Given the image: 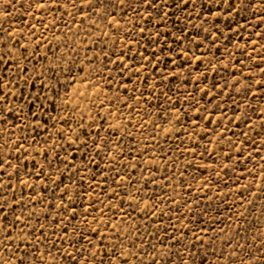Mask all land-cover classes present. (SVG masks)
<instances>
[{
  "label": "rangeland",
  "instance_id": "rangeland-1",
  "mask_svg": "<svg viewBox=\"0 0 264 264\" xmlns=\"http://www.w3.org/2000/svg\"><path fill=\"white\" fill-rule=\"evenodd\" d=\"M159 4L0 0V264H264V0Z\"/></svg>",
  "mask_w": 264,
  "mask_h": 264
},
{
  "label": "snow or ice",
  "instance_id": "snow-or-ice-1",
  "mask_svg": "<svg viewBox=\"0 0 264 264\" xmlns=\"http://www.w3.org/2000/svg\"><path fill=\"white\" fill-rule=\"evenodd\" d=\"M136 2H137L138 5L146 8V9H151L152 7H157V8L160 7L159 0H136ZM189 2L195 3V0H183V3H185V4H188ZM89 3H91V0H89ZM119 3L122 5V4L125 3V0H119ZM43 6H44L43 4L40 5V7H43ZM138 15H139V13H138ZM140 31L143 32L144 29L141 28ZM3 59H4V57L0 56V62H2ZM127 67H129V66L128 65H122L121 71H123V69L127 68ZM69 71H71V69H69ZM24 72L26 73L27 69H24ZM29 79H30V77H29ZM2 89H3V80L0 79V127H4L7 124V118H6L4 113L6 111H13L11 108H7L6 107V105L8 104V100L11 99V92L9 91V93L7 95V98H6V96L3 93ZM36 100L40 101L41 97L38 95L36 97ZM44 100H47V97H44ZM29 103H32V101L29 100ZM41 107H43V104H41ZM0 138H2V133H0ZM78 139H79V136H77V140ZM96 146L98 147V145H96ZM0 147H4V145L0 144ZM17 147L18 148L19 147H23V145L22 144H18ZM2 163H3V159L0 158V164H2ZM65 167H68V165L65 164ZM50 179H51V177H50ZM65 187H67V186H65ZM0 189H3V185L2 184H0ZM3 199H4L3 192L0 191V201H3ZM63 207L67 208L68 205L67 204H63ZM3 209H4V204L0 203V214L3 213ZM16 220L18 221L19 217H17ZM12 223L15 224L16 221H12ZM57 223H59V221H57ZM201 231H205V230L201 229ZM63 232H64V235H67V228L66 227L63 229ZM53 235H55V233H53ZM194 235H196L197 241L200 242V245L203 246V240L199 236V234L198 233H194ZM43 236H44V233L41 232L40 233V237H37V239H40ZM11 239H12L11 232H7L6 234L0 233V249H6L7 251L11 252L12 251L11 247H9L8 244L4 243L5 241H9ZM60 239H63V237H60ZM212 242L214 243V238H212ZM74 246L75 245H73V247ZM195 247H196V241H193V247L187 249V251L189 252L190 255H195ZM209 247H211V246H209ZM16 250L17 251L20 250V246L19 245H16ZM35 251L38 252L39 248H36ZM25 255H33V251L31 249V247L29 248L28 252L25 253ZM69 255H72V254L69 253ZM181 255H183V254H181ZM13 256H15V253H13ZM153 261H155V264H159V261H158L157 258L154 257ZM19 264H24L23 258L20 259Z\"/></svg>",
  "mask_w": 264,
  "mask_h": 264
}]
</instances>
